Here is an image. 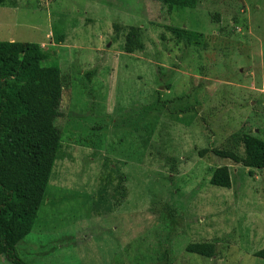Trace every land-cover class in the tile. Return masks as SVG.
I'll list each match as a JSON object with an SVG mask.
<instances>
[{"label": "rangeland", "instance_id": "rangeland-1", "mask_svg": "<svg viewBox=\"0 0 264 264\" xmlns=\"http://www.w3.org/2000/svg\"><path fill=\"white\" fill-rule=\"evenodd\" d=\"M132 25L143 48L127 53ZM0 40L39 43L63 84L57 157L16 246L27 264H264V169L199 154L264 140V0H13ZM222 165L230 188L209 181Z\"/></svg>", "mask_w": 264, "mask_h": 264}, {"label": "trees", "instance_id": "trees-1", "mask_svg": "<svg viewBox=\"0 0 264 264\" xmlns=\"http://www.w3.org/2000/svg\"><path fill=\"white\" fill-rule=\"evenodd\" d=\"M13 0H0V4ZM173 7L193 8L199 0H156ZM119 25L115 24V28ZM179 37L194 39L197 32L172 27ZM61 36V35H59ZM143 48L138 26H129L123 50ZM37 42L0 40V255L11 264H27L17 253V244L30 233L51 175L60 144V130L54 124L60 115L62 78L58 61ZM95 69L86 71L87 78ZM243 154L231 149L204 148L251 169H264V140L252 134L242 137ZM250 174L252 170L249 171ZM210 183L230 188L227 165L214 169ZM186 251L214 256L216 245L193 242ZM264 259V247L254 252Z\"/></svg>", "mask_w": 264, "mask_h": 264}]
</instances>
